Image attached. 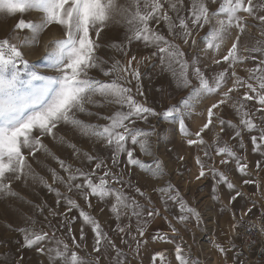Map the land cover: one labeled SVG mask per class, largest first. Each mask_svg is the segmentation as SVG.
Returning <instances> with one entry per match:
<instances>
[{"label": "snow or ice", "instance_id": "snow-or-ice-1", "mask_svg": "<svg viewBox=\"0 0 264 264\" xmlns=\"http://www.w3.org/2000/svg\"><path fill=\"white\" fill-rule=\"evenodd\" d=\"M212 5L218 6L213 8ZM30 12H36L38 18L24 19V14ZM0 14L21 17L14 25V34L0 39V195H16L12 191L13 181H38L55 194L56 207L47 208V211L49 216L59 218L56 226L50 222L46 224L51 232L43 227L16 228L15 231L23 237V248L34 247L38 253L47 256L48 264H101L102 260L109 264H130L129 253L133 258L139 255L144 229L154 218L163 216L173 234H178L173 220L184 227L192 220L200 225V212L184 199L171 181L152 189L163 206V212L151 195L132 183L130 173L133 167L153 178L165 173L163 163L151 151L150 137L154 127L144 129L138 126L140 121L147 124L150 117L178 123L181 134L189 137L187 145L202 152V156L195 157L199 169L195 179L212 177L213 200H220L217 189L223 186L229 190L228 205L234 207L237 199L251 204L239 216L233 211L229 241L239 237L238 229L255 209L259 208L257 221H264V203L246 197L215 163V156H220L221 166L234 163L241 177L251 176L249 164L238 154L245 148L247 136L251 151L261 157L256 161L257 176L264 172V0H0ZM117 17L120 18L118 21ZM249 18L255 21L253 26L258 29L259 39L254 46H245L243 52L247 54L242 55L240 43L248 31ZM113 21L125 25L128 44L137 41L145 48L153 49L150 56L139 60L135 55L128 58V49L122 43L110 47L126 57V61L101 56V34ZM52 25L58 26L63 36L45 42L42 59L49 71L41 72L36 64L25 59L22 49L39 45L41 34ZM161 26L167 30V35ZM233 29L236 30L235 39L226 54L212 59L214 65L226 64L227 67L209 77L202 70L201 53L206 56L219 52ZM21 32L27 34L20 35ZM189 49L193 51L189 52ZM152 58H158L160 65L171 71L178 88L187 90L186 95L161 112L139 99L144 96L140 65ZM249 61L254 66L246 69V76H240L236 65ZM92 70H98L102 78L90 75ZM229 81L231 86H228ZM212 94L219 95L220 99L207 108L206 121L192 133L185 118L192 115L202 98ZM105 105H115L116 108L110 115L91 111V108ZM224 106L232 108L238 123L217 114L215 110ZM79 114L95 116L105 123L80 119ZM217 124L220 130L209 144L202 134ZM62 125L102 143L110 150V157L104 159L83 151L63 136H57ZM228 132L235 143L223 140V134ZM45 137L71 148L73 157H83L89 167H74L60 159L44 143ZM137 146L144 155L153 156L151 162L135 155ZM39 153L55 160L65 175L49 168L52 182L48 183L36 173L29 160L36 159ZM179 159L183 161L184 157ZM177 175H182L179 168ZM253 184L259 191V179H243L240 187ZM56 185L63 186L66 191L62 192ZM126 189L135 195H130ZM76 196L88 209L93 207L92 198L109 206L108 210L116 221L114 231L120 236V244L128 245L129 252L117 247L100 221L81 206L74 198ZM261 200H264V194ZM45 207H39L41 214ZM60 207L65 211L60 212ZM74 210L78 216L72 215ZM123 218L128 219L127 225H123ZM29 219L31 225L37 223ZM77 220L80 223L78 238L72 227ZM132 221H135V233ZM248 223L246 234L257 228L264 234V224ZM86 229L93 235L92 252L81 256L79 251L86 250L83 247ZM60 231L63 235L58 236ZM68 238L71 245L67 243ZM152 239L168 241L169 236L157 233ZM212 243L222 255L235 250V245L227 248L216 241ZM109 249L115 255H111ZM241 255L236 253L233 257L237 264H245ZM158 257L164 264V252L152 256L153 264ZM175 260L178 264H199V260H193L180 244L175 246ZM15 264H23V257Z\"/></svg>", "mask_w": 264, "mask_h": 264}, {"label": "rangeland", "instance_id": "rangeland-1", "mask_svg": "<svg viewBox=\"0 0 264 264\" xmlns=\"http://www.w3.org/2000/svg\"><path fill=\"white\" fill-rule=\"evenodd\" d=\"M218 5H212L213 8ZM21 17L7 16L0 14V39H4L14 34V25ZM24 19L32 20L37 19L38 14L36 12H30L24 14ZM120 18L117 17L116 21ZM116 21L111 22L102 32L100 37V43L103 46L100 50V55L105 59L109 57H115L116 59L126 61L121 53L111 48L112 44H125L128 49V58L135 55L137 60L142 57H148L153 49L145 48L140 42L133 41L128 44L126 36L127 29L123 23ZM255 21L251 18L248 20V31L245 32L243 40L240 43L241 54L246 55L243 52L245 46L252 47L256 44L259 39L258 29L254 27ZM162 28V31L167 35V30ZM236 30L231 31V35L225 39L222 48L219 52L213 54L209 53L206 56L201 53V67L209 77L215 72L222 70L227 67L226 64L216 66L212 63L213 56L219 59L220 56L226 54V50L231 46V42L235 39ZM20 35L27 34L26 32L19 33ZM63 36L62 30L55 25L50 26L46 29L40 37V44L31 48H23L25 59L37 65L41 72L49 71L44 67L45 62L42 59L44 54L45 42L61 38ZM179 42V41H178ZM182 43V42H181ZM183 46V45H182ZM193 51L189 49V52ZM252 62H246L244 64L236 65V71L240 76H246V69L253 67ZM140 71L142 73V79L140 84L142 86L144 96L139 97L140 100L146 101L148 106L154 107L157 112L163 111L167 106L175 104L182 96L186 95L185 89L177 87V82L173 78L171 71L160 65L158 58H152L151 60H145L140 65ZM90 75L102 78V74L98 70H92ZM135 81H133V86ZM228 86H231L229 81ZM135 91V88L133 87ZM226 90L221 89V91ZM242 95V91L240 93ZM220 99L219 95L212 94L202 98L193 109L192 115L185 118V124L189 131L195 133L203 125L207 119V108ZM233 99H236V95L233 94ZM116 108L115 105H105L101 108H91L93 112H99L101 115H110ZM218 115L222 116L227 120H232L233 123H238V117H236L234 111L230 106H224L222 109L215 110ZM80 119L92 123H105L103 120H98L95 116H87L79 114ZM138 126L144 129H150L154 127L155 131L150 137L151 151L154 157L159 158L163 163L165 173L159 178H153L148 173L141 171L138 167L131 169V180L136 186H139L143 191H146L152 196L157 207L161 208L163 212V206L160 205L158 196L153 194L152 189L157 186H162L166 181H171L179 189L180 193L188 203L197 209L201 214V223L197 226L194 220L187 224V227L177 224L174 220L172 224L177 227L178 234H173L170 230L168 221L163 216H158L149 222L144 231L145 235L142 238L143 243L140 245L139 255L133 258L132 254L129 253L128 260L130 264H153L152 256L156 252L165 253L164 264H178L175 260V246L180 244L184 251L190 254L193 260L198 259L199 264H237L234 260L236 253H241L238 250V237L234 240L229 241L230 224L232 223V213L235 211L237 216L248 207L250 203H245L244 200L237 199L233 206L228 205L230 198L229 190L221 186L217 189V194L220 200L212 199V187L214 180L211 176L202 178L200 181L195 179L198 174V167L195 164V157L197 155L202 156V152L196 147H190L187 145L186 140L189 137H185L179 131L178 123L171 121H165L162 118L150 117L148 123L145 124L143 121L138 122ZM220 126L217 124L216 127L212 128L211 131L206 130L202 135L204 139L211 144L212 140L217 132H219ZM57 136H63L66 140L73 144H76L83 151H87L93 154L99 155L101 158L107 159L110 157L111 152L106 149L102 143L90 140L86 137L81 136L77 131L71 129L68 126H60L57 130ZM231 133L223 134V140L229 143H235L230 139ZM191 138H194L191 137ZM44 143L48 145L49 149L60 159L65 160L67 163L72 164L74 167L84 166L88 168L86 161L83 157L79 159L73 157L72 149L66 145H62L57 141H53L51 137H45ZM27 154V153H26ZM242 158L246 159L249 164V171L252 173L251 176L241 177L240 173L235 170L234 163H229L227 166H221L219 160L220 156H215L216 166L222 171H225L229 178L238 186V188L245 193L246 197H252L261 203V189L262 176H257L256 161L261 159L260 155L251 151L250 138L245 137V148L238 153ZM135 155L143 161L151 162L153 156H147L140 152L139 147H136ZM183 156L184 160L181 161L179 157ZM110 163V160H108ZM29 163L36 173L43 176L48 183H51V173L48 171L49 168H55L60 171L61 175H65L60 169L58 163L51 157L46 156L44 153H39L36 159H30ZM123 167V165H121ZM180 169L182 175H177V169ZM118 170V169H117ZM261 174V173H260ZM127 179V176H126ZM243 179H259L261 181V188L257 191L256 185L243 186ZM62 192L66 191L63 186L56 185ZM12 191L16 193L15 196L0 195V264H15L17 260L23 257V264H48L47 256L38 253L33 248H23L22 240L23 237L20 233L15 231L19 227H43L45 231L51 232V229L46 227L47 223H51L56 226L59 222V218H53L49 216L47 208H55V194L50 193L47 188L41 185L38 181L34 182L29 179L27 181H13ZM130 195H135L129 189H126ZM234 194V193H232ZM78 200L85 210L91 211L102 224L105 231L109 233V236L114 240L117 247L122 248L125 252H129L128 245L120 244V236L114 231L116 228V221L112 217L108 210V205L97 201L92 198L91 203L92 209H88L84 204V201L78 196L74 197ZM137 199H141L137 196ZM141 202H144L143 200ZM43 214L40 213L39 207L45 206ZM227 206V207H226ZM224 209L223 211L221 209ZM103 209V211H101ZM60 212H64L63 207L59 208ZM175 211V210H173ZM73 216H78L77 211L72 212ZM259 216V208L255 209L253 213L246 218V220H256ZM45 217H48L45 220ZM37 221L35 225L30 224V219ZM171 216L169 215V220ZM129 223L127 218H123V225ZM73 232L79 237V220L73 222ZM132 231L135 233V221H132ZM157 233H167L169 236L168 241L153 240L152 237ZM58 236L63 235V231L57 233ZM86 240L84 241V251H79L81 256H86L87 253L92 252L93 235L90 230L85 231ZM213 241L223 244L227 248H232L235 245V250L229 252L227 255L220 254L216 249L213 248ZM67 243L71 245V239H67ZM134 246V242H133ZM111 252V250H108ZM111 255H115L111 252ZM245 264H256L251 261H247L243 255H241ZM101 264H109L107 260H102ZM155 264H161L160 258L158 257Z\"/></svg>", "mask_w": 264, "mask_h": 264}, {"label": "built area", "instance_id": "built-area-1", "mask_svg": "<svg viewBox=\"0 0 264 264\" xmlns=\"http://www.w3.org/2000/svg\"><path fill=\"white\" fill-rule=\"evenodd\" d=\"M262 194H264V187L261 189ZM249 221L264 224V221H257V219L246 220L245 224L238 229L240 235L237 246L247 261L255 263L264 259V234H261L258 228L246 234V230L249 228Z\"/></svg>", "mask_w": 264, "mask_h": 264}, {"label": "crops", "instance_id": "crops-1", "mask_svg": "<svg viewBox=\"0 0 264 264\" xmlns=\"http://www.w3.org/2000/svg\"><path fill=\"white\" fill-rule=\"evenodd\" d=\"M260 175L262 176V177H261L262 180H263V181H262V185L264 186V172H262Z\"/></svg>", "mask_w": 264, "mask_h": 264}, {"label": "trees", "instance_id": "trees-1", "mask_svg": "<svg viewBox=\"0 0 264 264\" xmlns=\"http://www.w3.org/2000/svg\"><path fill=\"white\" fill-rule=\"evenodd\" d=\"M256 264H264V259L262 261H258Z\"/></svg>", "mask_w": 264, "mask_h": 264}]
</instances>
